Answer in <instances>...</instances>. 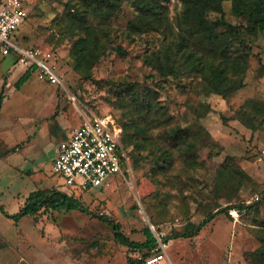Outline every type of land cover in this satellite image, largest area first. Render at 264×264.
I'll return each instance as SVG.
<instances>
[{
	"label": "rangeland",
	"instance_id": "374dc122",
	"mask_svg": "<svg viewBox=\"0 0 264 264\" xmlns=\"http://www.w3.org/2000/svg\"><path fill=\"white\" fill-rule=\"evenodd\" d=\"M65 1L23 0L29 15L17 34L24 35L25 45L54 52L64 89L35 72L16 89L25 67L0 52V204L12 214L31 191L57 188L79 199L89 213L48 209L15 221L0 211V264H128L142 253L118 243L110 225L95 214L119 222L125 235L142 241L145 226H153V234L162 237L182 230L187 221H199L208 211L245 203L252 206L216 215L195 237L169 239L162 264H248L251 259L256 264L249 252L264 245V72L259 68L264 63V30L248 36L252 52L242 72L243 86L223 98L203 88L200 73L162 80L143 59L148 49L161 45L159 33H128L135 12L128 0H121L116 15L105 24L104 55L92 67V78L84 79L70 64L78 30L64 26ZM165 3L175 21L180 0ZM223 10L229 22H242L230 0L223 1ZM218 16L207 13L208 19ZM83 17L100 28L97 15ZM230 53L237 59L233 49ZM107 81L157 88L172 116L170 124L195 134V163L187 165L178 151H173L168 169L154 168L150 157L135 162L131 156V184L112 175L89 190L68 188L52 168L55 147L83 115H119ZM227 157L232 165L224 167Z\"/></svg>",
	"mask_w": 264,
	"mask_h": 264
},
{
	"label": "trees",
	"instance_id": "16d2710c",
	"mask_svg": "<svg viewBox=\"0 0 264 264\" xmlns=\"http://www.w3.org/2000/svg\"><path fill=\"white\" fill-rule=\"evenodd\" d=\"M128 1L135 12L134 18L128 21V33L155 31L160 35L161 45L148 49L143 59L162 80L177 79L185 72L200 73L203 88L209 93L220 94L223 98L243 86L242 72L252 52L249 43L251 38L248 36L256 37L264 30V0H230L233 14L242 21L239 23H232L224 18V0H180L182 8L175 21L169 18L165 3L167 0ZM64 6V26L67 30H78L71 45L70 64L82 78L91 79V69L104 55L107 46L104 40L108 34L105 24L116 15L121 0H67ZM210 11L219 13V16L208 19L207 13ZM85 13L97 15L101 25L99 29L86 21L83 17ZM26 21L14 33L13 39L22 47H32L25 45L24 35L20 38L17 35ZM231 49L236 52L237 59L230 57ZM116 50L120 52L122 48L118 46ZM8 55H12L16 62L14 53ZM215 59L218 60L217 64L213 62ZM189 62L191 65L186 67ZM259 68L264 72V63H260ZM231 71L235 73L234 77L228 75ZM31 74L32 71L26 69L15 81V88L18 89ZM107 84L112 90L114 107L119 111L118 116H110L114 125L120 128V139L128 150L130 160L131 156L135 162L150 157L154 168L161 166L162 169H168L173 163V151H178L187 165L195 163L198 152L195 134L180 125L170 124L172 116L161 102L157 88L135 81H107ZM2 101L1 92L0 108ZM158 129L161 131H157ZM231 162V157H227L222 166L232 165ZM251 206L250 203L229 204L208 211L199 221H187L182 230H172L168 235L162 236L161 240L166 243L169 239L195 237L216 215L227 213L230 209L243 211ZM48 209L89 213L79 199L57 188L31 191L19 210L12 214L7 213L0 204V211L15 221L21 216H35L41 210ZM94 216L110 225L118 243L142 253L139 258H129L128 264H143L144 258L157 245L150 226L143 229L145 239L136 241L122 232L119 222L102 214ZM149 220L155 226L153 219L149 217ZM249 254L250 259L253 255L256 264H264V245ZM252 262L253 259L248 264H253Z\"/></svg>",
	"mask_w": 264,
	"mask_h": 264
},
{
	"label": "built area",
	"instance_id": "2783aa9c",
	"mask_svg": "<svg viewBox=\"0 0 264 264\" xmlns=\"http://www.w3.org/2000/svg\"><path fill=\"white\" fill-rule=\"evenodd\" d=\"M28 12L23 0L0 2V52L14 53L16 61L35 72L41 79L64 89L62 74L57 69L53 54L47 48L22 47L14 39V33L27 20ZM52 168L71 190H89L107 183L110 176L129 179L132 168L127 148L120 139V128L110 115L86 114L67 138L55 147ZM257 199V197H256ZM153 228V226H150ZM157 245L144 258L143 264H161L167 259V244L155 233Z\"/></svg>",
	"mask_w": 264,
	"mask_h": 264
},
{
	"label": "crops",
	"instance_id": "0c3cea01",
	"mask_svg": "<svg viewBox=\"0 0 264 264\" xmlns=\"http://www.w3.org/2000/svg\"><path fill=\"white\" fill-rule=\"evenodd\" d=\"M25 70H26V68H25ZM25 70H24V71H25ZM70 132H71V131H70ZM69 134H70V133H68V134L64 137V139L67 138V136H68ZM62 140H63V139H62ZM164 261H165V260H164ZM162 263H163V262H162ZM162 263H161V264H162Z\"/></svg>",
	"mask_w": 264,
	"mask_h": 264
}]
</instances>
